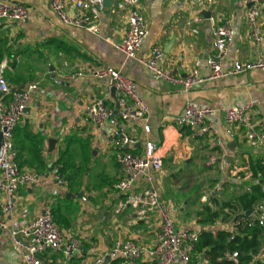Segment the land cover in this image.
Listing matches in <instances>:
<instances>
[{
  "label": "crops",
  "instance_id": "1",
  "mask_svg": "<svg viewBox=\"0 0 264 264\" xmlns=\"http://www.w3.org/2000/svg\"><path fill=\"white\" fill-rule=\"evenodd\" d=\"M13 1L26 7L28 18L20 22L0 20L4 76L12 89H22L31 81L40 82L13 133L19 167L22 171L49 176L59 152H64V167L58 165L64 168L68 186L65 189L52 185L22 188L13 195L14 210L3 217L8 230L0 233V264H22L8 231L21 229L47 205L51 211L58 210L62 220L58 225L65 240L81 241V260L93 261L107 255L115 240H131L149 248L155 245L156 213L148 220L139 221L134 208L128 204L123 212L116 213L118 204L125 203L127 197L113 189L120 172L109 145L110 127L104 125L98 129L87 121L86 109L93 102L101 101L114 110L118 108L106 84L89 76L100 67H111L133 81L138 97L147 107L150 132L145 134L141 127L125 123V131L135 141L125 150L142 155L145 144L152 143L161 151L163 167L155 175L154 188L177 228H203L199 223L202 208H198L195 191L187 185L205 187L201 188L205 192L210 190L206 189L207 185L222 179L228 185L214 197L226 202L241 191L239 184L249 183L241 175L248 171L250 159L264 160V149L251 148L245 139V130L227 127L222 117L211 119L218 138L227 146L226 156L232 158L221 172L220 166H208L213 154L210 135L200 137L188 128L179 129L175 119L189 103L226 109L256 101L259 107L249 118L253 130L264 135V71L206 81L185 91L157 80L137 59L128 58L117 49L127 29L128 15V9L119 8L117 0L102 12L98 35L62 25L52 14L48 0ZM189 2L140 1L148 33L138 58H147L152 48L159 47L164 53L162 68L182 77L198 63L200 77L206 78L209 71L205 62L212 53V30L224 21H230L234 31L224 69H230L236 60L250 62L264 58V8L257 21L262 44L256 46L250 37L243 0H218L202 11L191 8ZM67 14L75 15L70 5ZM197 15L202 17L199 23L193 21ZM50 67L54 76L49 72ZM74 74L81 76L73 77ZM49 140L55 141L52 148ZM169 178L173 188L165 186ZM144 187L138 181L131 192L140 193ZM229 218L228 222L218 221L216 229H233L232 217ZM43 259L48 264L75 262L62 254L47 253ZM115 261L110 260L108 264ZM135 264L149 262L141 257Z\"/></svg>",
  "mask_w": 264,
  "mask_h": 264
},
{
  "label": "built area",
  "instance_id": "2",
  "mask_svg": "<svg viewBox=\"0 0 264 264\" xmlns=\"http://www.w3.org/2000/svg\"><path fill=\"white\" fill-rule=\"evenodd\" d=\"M141 0H117L119 8H127V29L117 46V49L126 57L137 59L147 70L152 72L157 80L185 91L206 81L241 75L250 71H264V58L255 61L233 62L230 69L223 68L227 50L232 43L234 31L230 21H224L213 27L212 53L207 57L205 66L209 71L206 78L199 75L198 63L185 73L177 77L171 70L162 68L164 53L159 47L152 48L147 58H138L137 54L147 37V29L141 14ZM218 0H190V7L200 11L213 5ZM105 0H48L49 8L55 18L64 26L84 30L98 35V21L105 10ZM247 7L246 21L250 30V37L256 46L262 44V37L258 25V16L264 8V0H243ZM68 5L75 11L74 16L67 14ZM28 18L26 7L13 0H0V20L14 22L24 21ZM201 15L193 18L195 23L201 21ZM5 64H0V233L7 231V223L3 217L14 210L13 195L22 188H37L52 185L65 189L68 186L66 177L61 173V166L55 164L49 176L22 171L17 160V153L13 144V133L22 121L33 93L39 89V81L28 82L22 89H12L5 76ZM81 76L74 74L73 77ZM89 76L97 81L104 82L107 92L113 89L117 98L116 110L105 107L103 102L91 103L86 109L87 121L100 129L104 125L110 127L109 145L113 151V158L120 172L119 180L113 185L118 193L126 195L125 203L118 204L116 213L125 210V204L135 210V218L145 221L153 213L158 217V231L156 243L153 247L138 245L131 240H115L107 255L97 257L93 261L81 260L83 246L77 239L65 240L60 226L53 218L51 208L44 206L41 213L29 221L19 230L11 229L8 236L13 249L20 256L22 264H48L43 255L62 254L65 258L74 259L73 264H102L107 257L109 260H119L120 264H135L141 257H145L149 264H191L195 244L198 241L202 228H177L172 220L168 208L161 202L159 192L154 188L155 175L163 167V155L152 143H146L142 155H134L126 151V147L135 144V141L124 129L129 123L134 128H142L145 134L150 132L146 118L147 107L138 97L136 85L126 78L120 71L111 67H100L92 70ZM259 107L256 101L249 102L240 107L215 109L200 107L196 104H186L182 114L175 119L179 129L188 128L197 136L209 134L213 154L209 157L210 168L220 166L221 172L227 167L223 158L227 154V146L212 127L211 119L222 117L227 127H238L245 130V139L254 149H264V135L253 130L249 115ZM243 180L262 186L264 192V178L258 176L253 179L246 170ZM142 181L145 187L140 193H132V188ZM223 189L217 184L213 189L207 190L201 199L214 197ZM131 192V193H130ZM248 226L257 225L264 228V201L256 203L249 212ZM217 229H211L213 236ZM230 229L229 232H233ZM78 259V261H77ZM226 259L235 264L237 253L227 254ZM264 262V243L259 253L252 259L251 264Z\"/></svg>",
  "mask_w": 264,
  "mask_h": 264
},
{
  "label": "trees",
  "instance_id": "3",
  "mask_svg": "<svg viewBox=\"0 0 264 264\" xmlns=\"http://www.w3.org/2000/svg\"><path fill=\"white\" fill-rule=\"evenodd\" d=\"M2 57L0 51V64ZM63 160L64 152L60 151L56 164L64 167ZM248 171L253 179L258 176L264 178V160L250 159ZM61 173L64 174V168H61ZM241 178H244V175H241ZM226 185L227 183L223 184V186ZM239 186L241 191L233 199L219 202L216 197H210L209 204L202 207L200 214L202 219L199 223L203 228L195 244L191 264H235L226 259L227 254L234 252L237 253L238 264H251L252 259L261 250L264 243V228L257 225L248 226L246 220L249 219L247 213L252 210L253 206L264 201L262 186L256 183L239 184ZM52 214L54 220L60 225L62 220L58 216V210L53 209ZM226 216L232 217L234 231L217 229L216 235L213 236L211 229H216L217 222L224 221ZM206 225L208 229L204 228ZM201 260H203L202 263ZM118 263V260L113 262V264ZM257 264H264V262Z\"/></svg>",
  "mask_w": 264,
  "mask_h": 264
},
{
  "label": "rangeland",
  "instance_id": "4",
  "mask_svg": "<svg viewBox=\"0 0 264 264\" xmlns=\"http://www.w3.org/2000/svg\"><path fill=\"white\" fill-rule=\"evenodd\" d=\"M171 180H172V178H169V179H167L166 181H165V186L166 187H169V188H173V185H169V184H172V182H171ZM217 184H220V185H223V184H225V182L224 181H222V179H220L219 180V182H214L213 183V185H211V186H209V185H207L206 186V189L208 188V189H213L214 187H215V185H217ZM228 185V184H227ZM187 187H190V188H192V191L194 192L195 191V193H194V195H195V200L199 203L198 205V208L200 209V207L202 208L204 205H206V204H209V199H206L205 200V202H202L201 201V199L204 197V194L206 193V191L204 192H202V189L203 188H205V187H198V185H187ZM224 187V186H223ZM202 188V189H201ZM165 189H168V188H165ZM167 193V192H166ZM168 194V193H167ZM232 199V195H231V197H230V199L229 200H231ZM201 211V210H200ZM230 220V218L228 217V216H226L225 217V220H224V222H228Z\"/></svg>",
  "mask_w": 264,
  "mask_h": 264
},
{
  "label": "water",
  "instance_id": "5",
  "mask_svg": "<svg viewBox=\"0 0 264 264\" xmlns=\"http://www.w3.org/2000/svg\"><path fill=\"white\" fill-rule=\"evenodd\" d=\"M114 2H115V0H105L104 5H105L106 8H111ZM203 15H205V13H203ZM206 15H208V13ZM49 72H50L51 76H54V70H53L52 67H50ZM111 97L115 101H117V98H116V95H115V91L113 89L111 90ZM48 144H49V147L52 148L54 146V144H55V141L54 140H49ZM1 145H2V140H1V134H0V155H1ZM231 160H232V158L229 157V156H226V157L223 158V161L225 163H227L228 165L231 163ZM248 214H249V212L247 213V215ZM109 261L110 260L106 257L102 264H108Z\"/></svg>",
  "mask_w": 264,
  "mask_h": 264
}]
</instances>
